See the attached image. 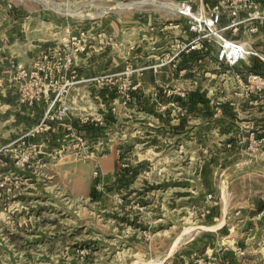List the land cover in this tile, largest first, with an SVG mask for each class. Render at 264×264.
I'll list each match as a JSON object with an SVG mask.
<instances>
[{
    "label": "rangeland",
    "instance_id": "rangeland-1",
    "mask_svg": "<svg viewBox=\"0 0 264 264\" xmlns=\"http://www.w3.org/2000/svg\"><path fill=\"white\" fill-rule=\"evenodd\" d=\"M148 1L0 0V104H8L10 90H17L23 103L18 104L36 117L24 129L19 124L15 129L13 120H5L0 127V148L5 153L16 148L15 165L27 157L17 174L9 172V159L0 157V264H225L215 263L211 254L232 245L237 255L228 258L226 264H253L245 252L248 226L241 222L243 213L237 204L247 202L253 194L264 201V191L243 190L248 173L258 171L256 167L263 170L260 153L264 152V139L249 133L252 139L248 144L209 142L206 147L202 145L206 149L199 155H184L183 148L171 155L152 150L140 163L131 164L129 171L124 166L127 159L120 158L123 176L110 180L101 172L99 159L88 156L92 151L97 156L104 153L109 128L95 122L87 128L67 126L77 114L79 119L106 118L102 107L86 108L87 104L94 105L86 93L75 94V88L83 84H73L63 95L62 100L71 105L64 121L52 122L46 128L41 107L34 108L47 93L46 83H36L31 76L39 58L64 48L81 29L92 36L104 34L102 29L109 24L110 15L119 18L122 12L135 18L136 8L157 13L158 2ZM96 48L93 45L88 53H106L104 48ZM24 52H32L36 60L30 69L25 67L20 72ZM18 53L22 54L21 62L12 56ZM75 67L78 78L79 68ZM120 67L116 61L110 68L98 66V71H117ZM18 72L21 76L16 80ZM97 83L107 86L106 81ZM53 84L49 94L58 90ZM4 109L0 108L1 120L9 114ZM116 131L113 129L111 135ZM24 133L32 139L8 140ZM192 150L199 152V145ZM221 152L229 153L221 159ZM92 162L94 168L88 174L82 165ZM77 163L79 181L73 180ZM97 169L100 173L95 175ZM259 178L258 185H262L264 176ZM218 205L223 210L219 211Z\"/></svg>",
    "mask_w": 264,
    "mask_h": 264
},
{
    "label": "crops",
    "instance_id": "crops-1",
    "mask_svg": "<svg viewBox=\"0 0 264 264\" xmlns=\"http://www.w3.org/2000/svg\"><path fill=\"white\" fill-rule=\"evenodd\" d=\"M153 1L158 2H155L159 7L156 10L157 13H151L144 8H136L135 18L122 12H120L119 18L110 15L109 24L106 23L102 29L105 33L94 36L88 34L86 51L77 55L78 57H75L74 61V65L79 68V84H83V87L75 88V94L86 93L87 97H91L88 99L92 100L94 105L92 107V105L87 104L88 110L102 107V110L107 112L104 126L109 128L111 132H109V138L106 141L107 147L103 149L104 153L98 157V162H101H99L101 172L110 180L112 177L123 176L120 158L127 159L124 166L127 167L125 170L129 171L131 164L137 165L145 158L146 154L153 151L156 154L167 151L171 155V152L176 154L177 148H183L184 150H180V152H184V155H199L206 149L202 145L206 147L209 142H214L217 145H224L225 142L236 145L243 142L248 144L252 135L264 139V87L245 97L241 95L245 87L240 85L236 78L237 75H240L245 80L250 72L264 74V61L258 57L249 56L236 66L229 67L219 60L220 46L215 40L204 41L206 50L183 52L176 60L177 67L173 63H168L157 68H147L142 74H135L134 81L139 84V89L130 105L120 104L116 98V92L107 86L98 85L97 77L102 74L121 72L129 63L140 67L160 62L169 51H173L177 47L175 43L177 37L193 36V33L185 32L188 29L187 19L171 11L172 7L169 5V1L179 2L183 0ZM192 1L196 8L200 7L204 10H209L212 3V0H204L203 3L200 0ZM257 1L261 3V8L264 9V0ZM149 3L152 2L148 1L147 4ZM143 4L145 3L139 5ZM125 7L130 8L132 6ZM171 22H180L181 27L172 28ZM228 22L229 17L225 15L222 25L224 26ZM253 25L258 26L257 32L249 30V26ZM98 31L95 30L94 32ZM225 35L229 38L248 42L264 55V20L240 24L235 31L233 29L225 31ZM100 37L102 39H99ZM93 45L95 48L97 47L96 50L104 48L106 55L94 50H92V54L88 53ZM112 52H117V55H111ZM28 53L30 54L23 53L22 62L21 53L12 55L16 62H21L20 66L22 67H18L17 71L25 69V67L27 69L32 67L36 57L31 54L32 52ZM85 53L87 54L85 55ZM116 61L121 65L119 70L110 71L107 69L102 73L98 71V66L104 65L103 69L110 68L111 64ZM183 69L185 72L180 75V71ZM20 72H18L16 80L21 76ZM88 87H92L90 92ZM166 89H174V95L168 96L165 93ZM180 91L185 96H180ZM53 95L54 93L49 94L47 92L43 100L36 103L34 108L41 107L40 111L36 110L40 112L41 116L44 115L50 97ZM8 96L9 103L5 104L4 107L3 104H0V108H6L9 111L8 116L3 117V121L0 117V127L1 123H6L5 120L7 122L13 120L15 129L17 126L24 129L35 122V115H28V110L18 104V102L23 103L19 99L17 90L11 89ZM173 101L181 106V110L172 104ZM100 102L104 103L99 104ZM75 107L76 109L79 108V106ZM76 116L78 118L76 117L72 121L73 127L87 128L89 124L85 127L84 124L80 123L79 115ZM16 124L19 125L16 126ZM63 126L65 125L63 124ZM113 129H117L115 136L111 135ZM249 133L252 135L249 136ZM26 139L30 140L32 137H28L24 133L14 135L8 140L15 143V141ZM195 145H199V152L192 150ZM161 149L162 151H160ZM15 150L16 148H11L7 150L9 153H5L3 148H0V157H4L6 161L7 158L9 159L7 162H9V172L12 174L18 173L21 169L20 165L25 166L22 161L18 162L20 164L18 167L15 165L14 160L18 157ZM243 151L242 149L239 153ZM228 153L221 152L220 155L223 156L221 159ZM248 154L252 157L259 155V153ZM9 155L11 158L8 157ZM220 155L217 154L216 157ZM260 155H263V170L256 167L258 171L249 172L250 176L247 177V181H245L247 184L243 190L264 191V183L258 185L261 182L259 176H264V152ZM255 159L258 161V158ZM86 164L82 166L87 168L89 174L92 166L94 168V163ZM76 165L77 174L73 180L79 181V164ZM1 169L3 168H0V171ZM25 175L26 172L23 176ZM258 196L260 195L253 194L250 199L249 195L247 202L241 201L236 204L240 209L238 211L243 213L241 222L248 226V237L244 238L247 240L248 246L245 252L252 257L253 264L258 261L264 264V201L259 200ZM218 206L219 211L223 210L221 205ZM214 212L218 211L214 210ZM235 240L233 238L231 241L234 243ZM234 255H237V251L232 245L231 249L227 247L212 252L210 259L217 258L218 262L226 264L229 261L228 258L234 259ZM206 258L209 257L206 256Z\"/></svg>",
    "mask_w": 264,
    "mask_h": 264
},
{
    "label": "built area",
    "instance_id": "built-area-1",
    "mask_svg": "<svg viewBox=\"0 0 264 264\" xmlns=\"http://www.w3.org/2000/svg\"><path fill=\"white\" fill-rule=\"evenodd\" d=\"M204 0H200L203 3ZM169 5L172 7L171 11L182 15L188 21V29L186 33H193L192 37H177L175 43L177 47L173 51H169L160 62L149 66H135L132 63L126 65V68L117 73H109L104 76L97 77V81H106L107 87L113 89L117 93V97L120 104L124 106L130 105L135 99L136 93L139 89V84L135 83L134 75L142 74L147 68L161 67L168 63H173L177 67L176 60L183 52H189L192 50H206L204 41L215 40L220 46L218 58L220 61L226 63L229 67L236 66L240 62L246 60L249 56L258 57L264 61V55L258 50L254 49L248 42L239 41L237 39L229 38L225 35V31L237 29L240 24H245L254 20H264V9L261 8V3L257 0H212L209 10L203 8H196L192 0H183L179 2L169 1ZM227 15L229 22L226 25H222L223 17ZM172 28H180V22H171ZM251 32H257L259 30L257 25L249 26ZM88 32L85 29L79 30L76 34L72 35L64 48L57 49L54 52H47L36 63V69L32 72V78L38 83L43 81L46 83V89L48 92L50 87L55 83L58 90L54 92V99L48 104V108L45 111L43 123H46V128L50 127L52 122L64 121L65 118L71 113V105L62 100L63 95L68 93L70 87L79 82L77 78V70L74 65L75 54L86 50V39ZM26 73V70H22ZM185 70L180 71L182 75ZM40 73H44L40 75ZM237 81L240 85L245 87L243 96H249L261 87H264V74L253 73L246 77L237 75ZM64 83L62 85L61 82ZM165 93L168 96H173L174 89H166ZM180 96H185L181 91ZM173 105L181 110V106L173 101ZM89 118L80 119L81 124H90L95 122L103 124V119H94L90 121ZM96 120V121H95ZM71 128L73 122L69 123ZM92 158H98L94 151L88 155ZM22 164H25L27 157L21 159ZM100 170L95 171V175H98ZM214 262H218L217 258ZM229 263V261H227Z\"/></svg>",
    "mask_w": 264,
    "mask_h": 264
}]
</instances>
